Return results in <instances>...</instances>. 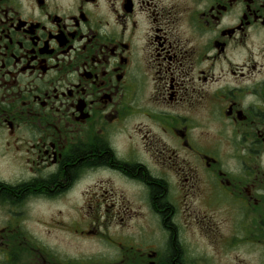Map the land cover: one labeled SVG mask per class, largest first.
<instances>
[{
	"label": "flooded vegetation",
	"instance_id": "flooded-vegetation-1",
	"mask_svg": "<svg viewBox=\"0 0 264 264\" xmlns=\"http://www.w3.org/2000/svg\"><path fill=\"white\" fill-rule=\"evenodd\" d=\"M0 264H264V0H0Z\"/></svg>",
	"mask_w": 264,
	"mask_h": 264
}]
</instances>
